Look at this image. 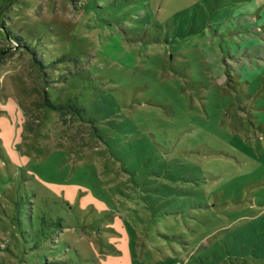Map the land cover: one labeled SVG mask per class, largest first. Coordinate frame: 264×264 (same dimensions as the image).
I'll use <instances>...</instances> for the list:
<instances>
[{"label": "rangeland", "instance_id": "obj_1", "mask_svg": "<svg viewBox=\"0 0 264 264\" xmlns=\"http://www.w3.org/2000/svg\"><path fill=\"white\" fill-rule=\"evenodd\" d=\"M0 264H264V0H0Z\"/></svg>", "mask_w": 264, "mask_h": 264}]
</instances>
